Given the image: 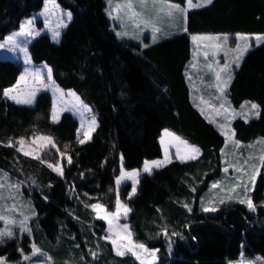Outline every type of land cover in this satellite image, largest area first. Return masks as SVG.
Returning <instances> with one entry per match:
<instances>
[{
  "label": "trees",
  "instance_id": "16d2710c",
  "mask_svg": "<svg viewBox=\"0 0 264 264\" xmlns=\"http://www.w3.org/2000/svg\"><path fill=\"white\" fill-rule=\"evenodd\" d=\"M55 1L68 9L71 19L57 40L40 31L26 50L32 61L48 65L57 84L73 88L88 103L96 124L91 138L81 144L70 111L50 117L48 90L37 91L32 104L6 97L3 89L15 81L21 63L0 57V170L29 184L25 195L35 210L29 232L0 239V254L13 264H26L21 255L33 242L52 264H140L129 253L113 251L103 237L104 221L89 206L97 201L111 209L117 196L129 208L125 219L133 238L156 249L154 264H225L240 248L244 255L264 257V148L249 190L254 210L240 200L218 197L215 211L200 207V194L220 173L223 134L194 102L185 71L194 32L264 33V0H212L188 7L169 33L145 37L143 43L114 33L104 11L106 0ZM41 3L0 0V39ZM226 98L232 106L243 100L258 105V115L231 118L234 137L244 144L264 138V41L245 52ZM162 127L197 144L198 157L171 158L150 174L140 172L134 193H129L128 181L116 186L120 163L139 167L160 154ZM36 133L48 134L62 152V175L48 167L44 150L36 157L16 149L17 137ZM257 146L259 152L260 141Z\"/></svg>",
  "mask_w": 264,
  "mask_h": 264
},
{
  "label": "rangeland",
  "instance_id": "374dc122",
  "mask_svg": "<svg viewBox=\"0 0 264 264\" xmlns=\"http://www.w3.org/2000/svg\"><path fill=\"white\" fill-rule=\"evenodd\" d=\"M129 4L132 5L131 9L128 7ZM169 4L179 5L170 0H106L104 11L110 19L111 28L117 36L143 43L142 40L145 37L148 40H152L163 34L169 33V31L173 29L177 20L182 17L181 14L183 12L176 10L170 12L168 8ZM179 7L183 9L181 5H179ZM66 13H69L68 9L59 6L55 0H42L41 6L38 9L20 19L17 28L8 31L3 35L0 39V44H3L4 47H0V57L16 59L21 63V68L15 81L3 89V94L4 90L13 89L11 95H16L19 99H23L31 92H35L36 94L37 91L41 89L48 90L51 98L50 117L53 118L55 114L59 115L63 110L70 111L77 119L76 137L78 140H84V132L89 130L90 121L93 117L95 118V115L92 111L87 112L78 109H80V101L89 107L88 103H86L73 88L60 86L52 76L51 80H49L47 77L48 65L43 61H32L29 58L27 51L25 53L21 50V48H26L28 40L40 31H46L52 40H57L58 36L54 38V33L60 32L62 26L58 27V25H64L67 19ZM133 13H137V15L133 16ZM29 20H31L32 23L31 25H27V30L31 31L33 35H17L21 32V26L26 25V22ZM154 28L158 30L155 31L153 36ZM9 36L13 37L12 43L7 41ZM203 42L207 43L204 40ZM26 58L30 62H26ZM35 72H40L39 78L34 77L33 73ZM21 76H24L25 79L20 80ZM189 81L192 82L191 79ZM193 85V90L195 91L201 87L199 81L193 83ZM57 89H59V91H57ZM70 92L75 93V96L68 95ZM76 97H79V101L76 100ZM201 98H203L204 102L201 101ZM198 99L203 105L209 102L207 97L200 96L197 91L196 97H194L193 100L198 104ZM199 109L205 113L208 119L220 117V119H222L221 126L224 128L228 126V120L234 113L231 108L200 107ZM82 124L83 127H81ZM166 132H170L171 135H166ZM224 133L226 134V143L233 147H229V150H235L237 145L233 143L231 144L230 142L232 139L230 140V137L227 136L225 130ZM175 137H179L180 140H184L189 145L197 147L195 143L180 136L171 129L162 127L158 135L160 154L158 156L144 159L139 167L125 168L120 163L118 173L114 178L115 185L118 186L117 179L122 177V173L137 172L139 175L140 172L143 171L146 161L165 162L171 158L181 159L180 157L187 159L190 153L182 145H179ZM49 139L52 143L48 142ZM21 140L23 141L22 145L18 143V141ZM52 144L54 143L51 137L44 133H36L27 137L19 136L15 141L16 149L23 147L24 151L30 152L28 156L39 157L41 151L44 150V160L48 164L58 166L61 169L62 165L60 162V156L62 152L56 147H53ZM178 147L180 148L179 157L177 156ZM262 149L263 148L261 147L259 148L257 158H252V160L246 159L249 153L252 154L251 149L247 150L246 147L242 153H235L236 150L233 154L229 153L228 156L230 160H227L226 154L221 153L222 164L220 170L223 173L216 180L213 179L207 190L200 194L198 200L200 207H214L213 204L216 203L215 199L217 197L218 200L224 198L237 199L240 201L244 200V202L248 203L249 191H244L242 187L236 185H248V187H250L249 178L255 176ZM20 152L24 154L23 151ZM50 156H55V160H46V157L50 158ZM245 161H247V163H245ZM226 167L228 170H230L229 167H231V170L225 172L224 169ZM237 167H241L243 170L241 172H236L235 168ZM138 175L133 178L124 176L120 180L119 185L128 181L130 184L129 193H133V180L137 181ZM226 176H229L230 185L225 190L221 188L223 185H220V183L223 184L224 182L229 181L228 179H224ZM21 184L26 189L24 192L21 188ZM214 184L218 186L214 188ZM0 185H2L0 186V216L3 217V219H0V232L6 233L10 231L12 234L19 231L29 232L30 229L28 222L30 217L35 214L32 201L27 195H25L30 191L29 184L19 181L17 178L0 170ZM117 200L120 201L121 205H124L129 209L126 203L117 196L114 201V206L111 209H107L103 204L97 201L92 202L89 205L95 217H104V219H102L104 221L103 237L109 241L114 252L117 253V247H119L120 251L131 254V256L140 264H154L157 261L156 249L154 247H148L141 241L133 238L132 230L125 219L128 211L126 215L124 208H121L120 211L117 212ZM92 205H101L102 208L93 209L91 207ZM114 213L116 214L115 216L111 215ZM124 225H127L126 230H124ZM7 236L8 235H3L0 239ZM113 240L116 241V244L112 243ZM140 244L144 245V249L133 247L134 245ZM128 248H131L132 252H135L136 255H132V253L128 251ZM36 249H39V252H36ZM145 249H147V251H145ZM152 253H155V255L153 256ZM137 256H139L140 259H137ZM0 257L3 258V264H13L12 261L5 258L4 254H0ZM21 257L26 264H52V258L50 255L33 242H30L29 250L23 253ZM25 257H28V259H25ZM225 264H264V257L259 254L244 255L240 248L238 255L234 258L227 259Z\"/></svg>",
  "mask_w": 264,
  "mask_h": 264
},
{
  "label": "crops",
  "instance_id": "0c3cea01",
  "mask_svg": "<svg viewBox=\"0 0 264 264\" xmlns=\"http://www.w3.org/2000/svg\"><path fill=\"white\" fill-rule=\"evenodd\" d=\"M204 4V0H191V5L192 6H196V5H201ZM183 10H185L189 6L188 4V0H184V4L181 5ZM184 12L181 14L183 16ZM248 37V40H242L240 39V37ZM257 36H261L264 37V33L261 32H257V31H251V32H241V31H237L234 33H213V32H194L191 34L190 36V40H191V54L189 59L186 62L185 65V71H186V76L187 78L192 82H190L191 84V93L196 94L197 91L199 92V95L207 97L209 102H207L205 105L200 103V100L198 99V108H221L220 105L223 104V108H231L233 110V115L231 116V118L233 116L236 115H240L242 117H248L251 114L255 113V110L250 108L251 104H256L255 101L252 100H243L241 101L237 106H232L228 103L227 98H226V87L228 85V83L230 82L232 75H233V70H235V68H237L236 63H234V61L236 60L237 55H239V53H237L236 51H234L237 48V45H239L241 48L244 47L245 43H248L250 46L249 48H251L252 46H254L255 44H258L255 40V37ZM193 37H196L195 40H193ZM205 38V39H204ZM206 41L207 43L203 42ZM205 43V44H204ZM220 45L219 48H216L215 45ZM248 48V49H249ZM205 53H208L207 58L205 57ZM245 54V52L243 53V55ZM243 57V56H242ZM242 59V58H241ZM241 59L239 60V63L241 62ZM208 64H212L213 68L219 69L222 68L225 64H228L229 67L228 69H226L225 71L220 73V81L218 82L215 78L214 73L210 72L207 68ZM190 68V69H189ZM230 77V79H229ZM199 81L201 83V87L200 89H197L196 91L193 90V83ZM206 83V84H204ZM219 83L221 87H224V93L223 95H221V93L218 91L217 87H215V85ZM226 85V86H225ZM194 91V92H192ZM200 98V97H199ZM244 105V107L242 108L241 106ZM257 105V104H256ZM56 118L58 117V115H56ZM231 118H229L228 120V126L227 127H222L221 126V121L222 119H220V117H215L214 119H210L211 121H213L221 130L222 134H223V146L220 149V153H224L226 154V158L227 160L229 159L228 154L231 153L233 154L234 151L236 152H244V148L246 147L247 150L251 149L252 154H248L246 159L252 160V158H257V151L256 148L257 143L260 141V146L261 148H264V138H259V137H253L251 138V140L247 143H242L240 142L238 139H236L233 135V131L230 127V120ZM224 130L227 132V136L230 137L231 140V144H235L237 145L235 150L231 149L229 150V147L233 148L230 144L226 143V134L224 133ZM170 133V132H169ZM158 143H159V138L157 137ZM197 145V144H196ZM243 145V146H241ZM245 146V147H244ZM256 146V147H255ZM250 147V148H248ZM197 148H199V146L197 145ZM254 148V151H253ZM222 160V159H221ZM242 160V158H241ZM229 169L231 170V167H229ZM228 170V171H230ZM222 171L220 170V173L218 174V176L214 177L213 179L216 180L219 176L222 175ZM213 179H211L208 182V185H211V181H213ZM224 179H228L229 180V176H226ZM250 187L251 188V184L253 182V178L250 177ZM220 185H223L221 188L222 189H227V187L230 185V180L224 182L223 184L220 183ZM248 200H249V196H248ZM244 204L248 206L247 202H244Z\"/></svg>",
  "mask_w": 264,
  "mask_h": 264
},
{
  "label": "snow or ice",
  "instance_id": "6c2138e0",
  "mask_svg": "<svg viewBox=\"0 0 264 264\" xmlns=\"http://www.w3.org/2000/svg\"><path fill=\"white\" fill-rule=\"evenodd\" d=\"M204 3H206V4H211V3H212V0H204ZM188 4H189V6H192V5H191V0H188ZM196 6H203V5H196ZM128 7L131 9L132 5L129 4ZM168 8H169L170 12H171L172 10H176V11H180V12H184V11H185V10L181 9V8L179 7V5L169 4V5H168ZM66 15H67V18L70 20V19H71V13H66ZM135 15H137V13H133V16H135ZM31 23H32V21L29 20V21L26 22V25H22V26H21V32L18 33L17 35H25V34H26V35H33V33H32L31 31H28V30H27V25H31ZM59 26H64V27H66V25H58V27H59ZM157 30H158V29H155V28L153 29V36H154V34H155V31H157ZM36 34H38V33H36ZM57 36H59V33H58V32L54 33V38L57 37ZM195 39H196V37H193V40H195ZM240 39L247 41V40H248V37H244V36H242V37H240ZM255 40H256L257 43H259V42H261V41H264V37L257 36V37H255ZM7 41H8L9 43H12V42H13V37H12V36H9V37L7 38ZM249 46H250V45H249L248 43H245L243 48H241L239 45H237V48L234 50V51H236L237 53H239V55H237V57H236V60L234 61V63H236V66H237V67L239 66V60L242 58L243 53L246 52V51L248 50ZM0 47H4V45H3V44H0ZM215 47H216V48H219L220 45L217 44V45H215ZM21 50L24 51L25 53H26V51H27L26 48H21ZM204 55H205V57L207 58L208 53H205ZM26 62H30V61L27 60V58H26ZM228 67H229V65H228V64H225L222 68L216 69V68H213V65H212V64H208V65H207L208 70H209L210 72L214 73L215 78H216V80H217L218 82L220 81V73L223 72V71H225L226 69H228ZM51 71H52V70H51L50 68L47 69V77H48L49 80H51ZM33 75H34V77L39 78V77H40V72H35V73H33ZM24 79H25L24 76H21V77H20V80H24ZM229 79H230V77H229ZM225 86H226V85H225ZM215 87H217L218 91L221 93V95H223V93H224V87H221L219 83H217V84L215 85ZM57 91H59V89H57ZM12 92H13V89H6V90H4V95H5V96H8L10 99L14 100L16 103L32 104L33 101H34L35 92H31L30 94H28V96H27L26 98H23V99H19L16 95H11ZM62 94H63V93H62ZM68 95H70V96H75V93H71V92H70V93H68ZM76 100L79 101V97H76ZM201 101L204 102V101H203V98H201ZM220 107L223 108V104H221ZM241 107L243 108L244 105H242ZM250 108L253 109V110L258 109V105H256V104L253 103V104L250 105ZM78 110L87 111V112H90V111H91V109H90L87 105L83 104L82 101H80V109H78ZM254 114H255V115H258V112L254 113ZM53 119H54V120L56 119V116H55V115L53 116ZM95 124H96V121H95V118L93 117V118L91 119V121H90V127H89V130L86 131V132H84L85 139H84V140H80L79 143L83 144V143L86 142L87 139H90V138H91V136H90V132H91L92 130H94V126H95ZM81 127H83V124L81 125ZM166 135H171V134L166 132ZM233 135H234V133H233ZM34 139H35V138H34ZM175 139L178 141L179 145H182V146H183L185 149H187L188 152L190 153V155L187 157L188 159H193V160H194V159H196V158L198 157V155H199V153H200L199 148L195 147L194 145H189L186 141H184V140H180L179 137H175ZM48 142H49V143H52L50 139L48 140ZM18 143H20V144L22 145V144H23V141H22V140H21V141H18ZM9 146H11V142H10ZM52 146L55 147L54 144H52ZM17 150H18V151H23L25 155H29V154H30V152H28V151H24L23 147H20V148H18ZM166 151H167V150H166ZM179 152H180V148L178 147V148H177V156H178V157H179ZM180 158L183 160L182 157H180ZM261 159H262V163H264V157H262ZM71 162H72V161H71V157H68V163H71ZM169 162H170V161H169ZM163 163H164V162H162V161H152V162H147V161H146V162H145V165H144V168H143V171H144V172H147V173L150 174V173H151V170H152L153 167H161V166L163 165ZM245 163H247V161H245ZM48 167L53 168L54 171H57V172H59V173L62 175V170H61L58 166H54V165H52V164H49ZM242 170H243V169H242L241 167H237V168H235V171H236V172H241ZM224 171H225V172H228V168L226 167V168L224 169ZM137 175H138L137 172L122 173V177L117 179V184L119 185L120 180H121L124 176H127V177H129V178H133V177H136ZM253 181H254V176H253ZM136 183H137V181L133 180V189H132V190H133V193L136 191V188H135V184H136ZM0 186H2V185H0ZM217 186H218V185H216V184L213 185L214 188L217 187ZM236 186L242 187V188L244 189V191H249V190H251V189L248 187V185H236ZM229 198H231V197H229ZM240 202H241V203H244V200H241ZM248 206H249L250 209L254 210V207H253V205H252L250 199L248 200ZM91 207H92L93 209H99V208H102L101 205H92ZM121 208H124L125 215H126L127 211H129V209H127L124 205H121L120 201L117 200V212H119ZM189 210H190V209H189ZM204 210H205V211H215L216 209H215V208H211V209H209V208H205ZM111 215L115 216L116 214L114 213V214H111ZM100 218H101V219H104L103 216H101ZM0 219H3V217L0 216ZM123 227H124V230L127 229V225H124ZM3 235L11 236L12 233H11L10 231H9V232H6V233H5V232H0V237H2ZM112 243H113V244H116V241L113 240ZM133 247H138V248L144 249V245H143V244H140V245H134ZM128 251L131 252L132 255H134V256L136 255L135 252H132V249H131V248H128ZM145 251H147V249H145ZM36 252H39V249H36ZM124 254H125V253L122 252V251H120V248L117 247V255H124ZM152 255L154 256L155 253H152ZM25 259H28V257H25ZM137 259H140V257L137 256ZM0 264H3V258H2V257H0Z\"/></svg>",
  "mask_w": 264,
  "mask_h": 264
}]
</instances>
